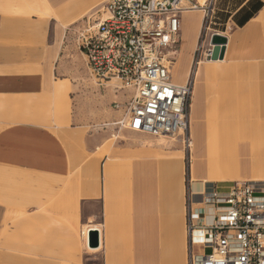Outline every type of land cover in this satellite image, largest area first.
I'll return each mask as SVG.
<instances>
[{
    "label": "crops",
    "instance_id": "obj_1",
    "mask_svg": "<svg viewBox=\"0 0 264 264\" xmlns=\"http://www.w3.org/2000/svg\"><path fill=\"white\" fill-rule=\"evenodd\" d=\"M20 1L0 0V170L18 173L6 178L9 207L0 201V249L42 264H187L188 193L264 180V0H213L212 18L228 29L223 58L201 60L192 78V155L125 128L76 163L51 127L54 95L66 94L57 27L66 0H29L60 14L45 18L11 15ZM203 17L180 16L179 52L193 53Z\"/></svg>",
    "mask_w": 264,
    "mask_h": 264
},
{
    "label": "built area",
    "instance_id": "obj_2",
    "mask_svg": "<svg viewBox=\"0 0 264 264\" xmlns=\"http://www.w3.org/2000/svg\"><path fill=\"white\" fill-rule=\"evenodd\" d=\"M195 9L211 23L212 0H106L78 37L90 75L131 92L124 128L186 148L192 78L172 74L180 16ZM186 206L187 264H264V180L203 183Z\"/></svg>",
    "mask_w": 264,
    "mask_h": 264
},
{
    "label": "rangeland",
    "instance_id": "obj_3",
    "mask_svg": "<svg viewBox=\"0 0 264 264\" xmlns=\"http://www.w3.org/2000/svg\"><path fill=\"white\" fill-rule=\"evenodd\" d=\"M18 3V6L11 10V15L34 14L41 18L60 15L55 13L51 3L48 5L43 1L34 3L29 0H21ZM92 7L93 5L85 6L83 3L80 6V4H76L75 0H66L63 8L65 19L57 25L62 46L58 73L61 78L66 79L63 84L66 88V96L61 93L54 95L56 119L51 123V127L67 146L72 163L99 157L103 150L97 149L92 154V148H95L107 135L110 136L111 133L119 130H126L123 122L126 118L127 103L131 96L128 89L117 88L108 84L100 85L90 75L86 67L85 57L78 48V37L86 25V18L95 10L91 9ZM201 10L192 11H200L203 14ZM215 12L213 16H217ZM217 22L215 18H211V23H202L200 37L193 53H188L187 49L181 48L173 67V81L176 80V83L182 84L189 78H193L197 67L201 65V60L205 61L206 58H209V54L214 48L211 44L212 35L217 33L225 36V31L228 29L226 24H218ZM181 45L182 43H180ZM113 83L118 84L115 80ZM157 142L163 146L179 143L177 145L183 149V153H187V158L189 152L192 155L191 151L194 148L193 141L189 148L178 141L158 139ZM215 171L218 174L217 170ZM11 176H18V173L0 170V190L2 189L3 192V199L0 201L7 204V208L9 207L7 202L10 198L7 197V201H5L4 195H10L11 190L8 186L14 181H6V178ZM0 264L42 263L23 254L11 256L8 251L0 249Z\"/></svg>",
    "mask_w": 264,
    "mask_h": 264
},
{
    "label": "water",
    "instance_id": "obj_4",
    "mask_svg": "<svg viewBox=\"0 0 264 264\" xmlns=\"http://www.w3.org/2000/svg\"><path fill=\"white\" fill-rule=\"evenodd\" d=\"M225 43V37L221 36L217 33L213 34L211 37V44H213L214 48L209 54V58L213 60L222 59L223 58V45ZM218 45H222L219 46ZM88 243L90 246H95L97 244V236L95 231H90L88 234Z\"/></svg>",
    "mask_w": 264,
    "mask_h": 264
},
{
    "label": "bare ground",
    "instance_id": "obj_5",
    "mask_svg": "<svg viewBox=\"0 0 264 264\" xmlns=\"http://www.w3.org/2000/svg\"><path fill=\"white\" fill-rule=\"evenodd\" d=\"M198 1V3L199 4H203L204 2H205V0H197ZM219 46H222V45H218V47ZM208 59H210V58H208ZM213 60V59H212ZM190 120V119H189ZM189 132H190V121H189ZM190 135V134H189ZM189 141H190V144H189V146L191 147V144H192V139H191V135L189 136ZM257 181H261V180H257ZM86 232V230L84 231V233Z\"/></svg>",
    "mask_w": 264,
    "mask_h": 264
}]
</instances>
